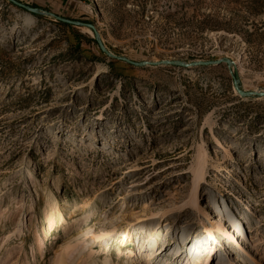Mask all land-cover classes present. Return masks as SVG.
<instances>
[{"label":"rangeland","instance_id":"1","mask_svg":"<svg viewBox=\"0 0 264 264\" xmlns=\"http://www.w3.org/2000/svg\"><path fill=\"white\" fill-rule=\"evenodd\" d=\"M19 1L39 11L0 0V264H264V95L234 83L264 91V0ZM51 13L133 61L233 64L135 65Z\"/></svg>","mask_w":264,"mask_h":264},{"label":"water","instance_id":"2","mask_svg":"<svg viewBox=\"0 0 264 264\" xmlns=\"http://www.w3.org/2000/svg\"><path fill=\"white\" fill-rule=\"evenodd\" d=\"M9 2H11L12 4L18 6V7H21V8H24L26 10H30V11H39V8L37 7H34V6H31L29 4H26L22 1H19V0H7ZM52 15L55 16V18H57L58 20L62 21V22H65V23H69V24H72V25H76V26H87V27H90L93 31H94V35L95 37L98 39L99 41V44L101 46V48L106 51L108 54H111V55H114L120 59H123L129 63H132V64H135V65H145V64H169V65H178V66H182V67H190V66H199V65H219L221 63H227L230 67L232 66L233 64V61L229 58H223V59H218V60H195V61H191V62H185V61H182V60H170V59H164L162 61H157V62H149V61H142V62H137V61H133V60H130L124 56H117L115 54H112L110 51H108L104 44L102 43V41L100 40V34L97 30V28L95 27L94 24L92 23H86V22H82V21H78V20H73V19H69V18H66V17H63V16H60V15H57V14H54V13H51ZM234 83H235V87L237 89V91L241 94V95H245V96H251V95H254V94H257V95H264V91H261V92H255V91H243L241 88H240V84H239V75H238V71L236 70L235 72V80H234Z\"/></svg>","mask_w":264,"mask_h":264},{"label":"bare ground","instance_id":"3","mask_svg":"<svg viewBox=\"0 0 264 264\" xmlns=\"http://www.w3.org/2000/svg\"><path fill=\"white\" fill-rule=\"evenodd\" d=\"M226 222L228 223V220H226ZM90 264H109V260L108 259H104V260H101V261H94V262H92Z\"/></svg>","mask_w":264,"mask_h":264},{"label":"trees","instance_id":"4","mask_svg":"<svg viewBox=\"0 0 264 264\" xmlns=\"http://www.w3.org/2000/svg\"><path fill=\"white\" fill-rule=\"evenodd\" d=\"M62 23H64V22H62Z\"/></svg>","mask_w":264,"mask_h":264}]
</instances>
